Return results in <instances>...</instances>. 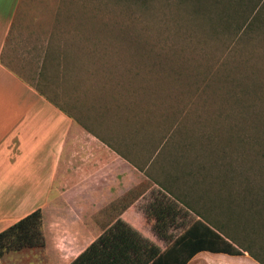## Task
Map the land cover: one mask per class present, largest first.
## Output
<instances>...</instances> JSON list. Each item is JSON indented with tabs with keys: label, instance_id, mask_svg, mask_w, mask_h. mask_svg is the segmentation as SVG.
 I'll return each instance as SVG.
<instances>
[{
	"label": "rangeland",
	"instance_id": "obj_1",
	"mask_svg": "<svg viewBox=\"0 0 264 264\" xmlns=\"http://www.w3.org/2000/svg\"><path fill=\"white\" fill-rule=\"evenodd\" d=\"M127 4L23 0L3 61L47 100L76 115L85 127L104 138L109 135L120 150L125 145L124 155L132 165L142 167L150 160L143 172L148 178V198L158 191L156 186L149 187L152 181L171 195L187 193L190 212L186 219L208 208L203 217L215 226L210 219L221 220L222 209L211 204L215 194L207 181L214 174L205 156L209 172L202 182L192 177L182 184L167 175L181 169L180 141H193V149L183 154L191 164L201 154L200 145H207V134L221 145L229 132L242 133L238 120L245 115L242 111H250L243 108L257 94L255 67L261 68L264 78V63L259 59L263 40L240 42L220 29L209 32L187 8L174 7L170 1L154 2L144 12ZM90 16L109 23L112 34L100 36L94 23L84 19ZM123 25L129 36L122 34ZM248 115L251 118L252 112ZM235 143L239 144L237 138ZM175 158L179 160L174 164ZM239 179V174L234 176L235 182ZM189 183L190 193L185 192ZM194 183L201 186L195 188ZM0 264L59 263L44 237L41 247L4 253Z\"/></svg>",
	"mask_w": 264,
	"mask_h": 264
},
{
	"label": "crops",
	"instance_id": "obj_2",
	"mask_svg": "<svg viewBox=\"0 0 264 264\" xmlns=\"http://www.w3.org/2000/svg\"><path fill=\"white\" fill-rule=\"evenodd\" d=\"M22 1L0 0V231L38 209L45 243L59 264L70 262L116 219L163 250L169 242L153 232L154 220L146 216L154 200L147 195L146 166L132 165L125 145L120 150L109 135L85 127L4 63ZM152 186L161 189L155 181ZM239 251L200 250L185 264H260Z\"/></svg>",
	"mask_w": 264,
	"mask_h": 264
},
{
	"label": "trees",
	"instance_id": "obj_3",
	"mask_svg": "<svg viewBox=\"0 0 264 264\" xmlns=\"http://www.w3.org/2000/svg\"><path fill=\"white\" fill-rule=\"evenodd\" d=\"M110 1L128 3L127 7L128 5L135 6V9L138 7L137 10L140 12L151 9L154 2L167 4L170 1L174 7H185L193 19H197L199 24H205L209 32L215 33L220 29L231 33L240 42L258 43L261 38L263 41L259 42L261 43L259 59L264 63V0ZM90 17L84 19L94 23V28L96 26L100 36L112 34L109 23L104 20L98 21L100 18L94 16ZM125 25L121 26V29H125ZM112 26L118 27L115 24ZM122 34L129 36L126 29ZM158 65L161 66L160 63ZM254 72L256 78L258 77L255 83L257 94L252 103L245 104L243 108L250 111H242L245 115L238 120V128L242 133L229 132L222 138L221 145L218 141H214L213 135L207 134L209 135L206 139L207 145H200L202 148L197 150L201 154L198 155L199 157L194 156L190 161L191 164L185 160L183 154L186 150L190 152V149H193V141H180L182 153L177 157L180 160L182 158L183 161L177 165L181 169L178 174L167 175L171 180L180 181L182 184L189 182L192 177L194 181L202 182L205 180V173L209 172V167H207L208 171L207 169L205 171V160L202 159V155L205 156L214 174L207 181L209 191L215 194L211 204L216 209H222L218 213L221 220L215 222L214 219H210L215 226L207 222L203 216H207L208 208L206 212L204 209L203 213L194 212L198 218L187 220V211L181 206L190 208L189 205L187 206L189 200L187 193L178 192L180 196L168 193L173 199L158 184L161 189H158L157 194L153 196L154 200L148 203L146 216L154 220L153 232L169 242L163 250L127 223L116 219L67 264H185L195 252L200 250L240 254L239 249L246 251L260 264H264V78L261 76L260 67H255ZM249 92L254 96L253 91ZM245 95L247 92H244ZM54 104L66 112L57 103ZM249 112H252L251 118ZM233 126L234 123L229 129ZM235 137L239 143L237 146L234 145ZM179 159L175 158L174 164ZM236 159L239 163H236ZM149 161L146 160L145 166ZM191 165H195V168L192 169ZM238 174L242 179L235 182L234 176ZM186 186L188 191L185 192H189L192 188L191 183ZM200 186V183H194L195 188ZM170 226L181 229L177 233L171 232L168 231ZM43 244L41 214L38 209L0 231V256L9 251L41 247Z\"/></svg>",
	"mask_w": 264,
	"mask_h": 264
}]
</instances>
